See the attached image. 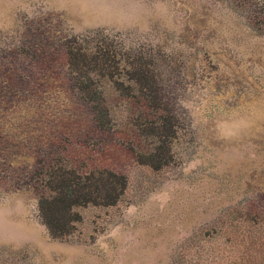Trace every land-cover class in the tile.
Segmentation results:
<instances>
[{
  "label": "rangeland",
  "instance_id": "1",
  "mask_svg": "<svg viewBox=\"0 0 264 264\" xmlns=\"http://www.w3.org/2000/svg\"><path fill=\"white\" fill-rule=\"evenodd\" d=\"M79 45L149 70L159 105L102 79L98 126ZM149 120L173 127L157 168ZM57 167L126 186L54 238L38 206ZM0 264H264V0H0Z\"/></svg>",
  "mask_w": 264,
  "mask_h": 264
},
{
  "label": "trees",
  "instance_id": "2",
  "mask_svg": "<svg viewBox=\"0 0 264 264\" xmlns=\"http://www.w3.org/2000/svg\"><path fill=\"white\" fill-rule=\"evenodd\" d=\"M67 54L69 73L74 86L83 100L93 103L91 105L94 119L98 126L105 127L108 122V109L102 105V79L113 83L116 90L129 95V98L142 99V103L148 108L159 105L156 101V83L149 70L134 67L132 70H125L119 66V61L113 53L99 46H67ZM119 68L124 71L126 84L115 77L120 72L115 70ZM147 125L142 131H147L150 137L158 141L155 152L163 149L162 155L155 156L161 154L159 151L154 155V159L152 155L149 158L151 160L148 163L157 168L167 162L163 144H166L173 127L170 122L160 124L155 120H149ZM45 174L48 177L45 181L47 194L39 199V215L49 235L54 238L68 235L74 224L80 220L79 214L74 211L75 207L88 204L112 205L119 199L126 186V178L123 175L108 170L78 174L71 169L57 167Z\"/></svg>",
  "mask_w": 264,
  "mask_h": 264
}]
</instances>
